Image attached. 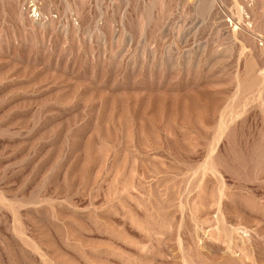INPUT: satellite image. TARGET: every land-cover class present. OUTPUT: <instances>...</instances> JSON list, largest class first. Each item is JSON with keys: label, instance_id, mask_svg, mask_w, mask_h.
Returning a JSON list of instances; mask_svg holds the SVG:
<instances>
[{"label": "rangeland", "instance_id": "1", "mask_svg": "<svg viewBox=\"0 0 264 264\" xmlns=\"http://www.w3.org/2000/svg\"><path fill=\"white\" fill-rule=\"evenodd\" d=\"M0 264H264V0H0Z\"/></svg>", "mask_w": 264, "mask_h": 264}, {"label": "built area", "instance_id": "2", "mask_svg": "<svg viewBox=\"0 0 264 264\" xmlns=\"http://www.w3.org/2000/svg\"><path fill=\"white\" fill-rule=\"evenodd\" d=\"M29 16L32 20H37L40 17L35 6L31 5Z\"/></svg>", "mask_w": 264, "mask_h": 264}]
</instances>
